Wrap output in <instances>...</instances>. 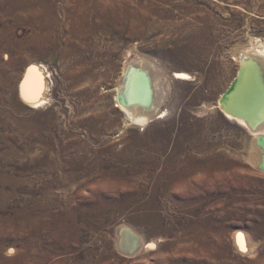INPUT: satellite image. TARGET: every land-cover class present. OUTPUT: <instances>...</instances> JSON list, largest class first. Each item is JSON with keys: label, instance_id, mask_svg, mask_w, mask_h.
<instances>
[{"label": "rangeland", "instance_id": "rangeland-1", "mask_svg": "<svg viewBox=\"0 0 264 264\" xmlns=\"http://www.w3.org/2000/svg\"><path fill=\"white\" fill-rule=\"evenodd\" d=\"M97 1L98 14L123 23L93 16L74 25L66 16L80 10L77 1L54 0L63 23L50 37L62 57L4 48L28 43L35 24L26 11L4 17L0 0V264H264V133L257 138L217 107L241 71L240 54L262 66L264 82V0ZM133 60L150 70L162 114L143 125L128 123L115 101ZM32 64L45 82L46 102L35 108L19 95ZM137 137L162 169L178 161L189 170L156 191L157 210L148 212L157 222L134 217L154 188L146 179L132 186L129 169L122 182L95 172L66 181L67 165L84 154L101 153L103 172L118 171L107 155L128 152ZM103 200L124 213L93 211ZM122 228L140 236L138 253L119 246L128 240Z\"/></svg>", "mask_w": 264, "mask_h": 264}, {"label": "bare ground", "instance_id": "bare-ground-1", "mask_svg": "<svg viewBox=\"0 0 264 264\" xmlns=\"http://www.w3.org/2000/svg\"><path fill=\"white\" fill-rule=\"evenodd\" d=\"M76 1L77 4L81 6L80 10L78 9L74 11L70 16H66V19L68 20L67 22H70L71 24H87L89 21H92L91 19L93 16L96 18V21L97 19H99L97 21L99 23L115 22L116 20L119 24L123 23L124 17L119 18L117 16L118 19H116L113 18L116 16H113L111 13H105L103 15L98 14L97 9L100 10L104 6H102L97 0ZM47 3L50 5L49 9H47L48 13H42V15L40 14V10L45 9L44 0H38L37 2L33 3L29 0H3L4 17L8 16L15 18L21 13V11H26L33 16L32 23L34 22L35 24V31L33 32L28 43H17L18 41L13 39L12 41H9L7 43L5 42L4 48L9 51L15 52L17 49H19V51L26 50L34 55L56 53L62 57L66 56L67 51H58L55 48V44L52 43L50 37V29L52 25H61L63 23V20H60L58 15L56 16L54 0H48ZM37 9L39 10V12H36ZM88 9H91L92 14ZM92 27L93 26H91L90 28ZM4 32L5 31L0 30L1 37L5 34ZM81 39L82 35L79 36V40ZM73 48L79 50L80 46L77 44ZM260 52H262V50ZM252 58L253 57L250 58V56H248L247 54H240L239 60L241 61L242 65L241 71L233 81L232 86L217 102V107L220 108L230 120L233 119L235 120V122L237 121L239 124L246 127L251 133L257 135V138H260L261 136H263L262 133H264V82L261 70L262 66L260 67L259 63ZM80 72V69L74 70L73 76L75 79L78 77V75L81 76ZM151 75L152 74H150V70H148V68H144L142 61H129L123 67V74L121 76L120 82L116 86L115 101L117 105L120 106L122 110H124L126 117L128 118V123H137L143 125L144 123L152 121L154 117H161L162 115L161 113H159L158 108L155 105V95L153 89L154 86L152 81L153 77ZM177 76L183 77L186 75L177 73ZM44 91L45 82L43 71L36 64H32L27 67L24 72L22 81L19 86V95L23 101L29 103V105L35 108L46 102ZM13 108L17 109V104L15 102L13 103ZM137 138L138 139L134 142V145H132L129 150H126L128 152H115L112 149L111 152H109V154L107 155L108 157L111 156L110 162L112 160V162L118 163V166H120V169L118 171L112 173L106 171L103 172V166H105V163L100 158L101 153L100 155L98 153H94L91 155L84 154L81 157H77L71 160L72 162H69V165L66 164L69 169V177L65 179L67 183L76 185L74 184V182L79 177L88 176L90 172H95L104 183H110L112 181L122 182L125 179L128 180V176L126 177V172L128 171H125V169H129L131 175V177H129V181L132 186L134 185L136 187H139V184L146 179V181H149V183H151L152 187L154 188L152 193L149 192L151 193L150 196L135 203V211L137 213L134 217L139 218L140 220H148L151 218L154 220V222H157L161 216L158 213L148 212V210L154 212L157 210V205L155 204L156 191L160 187H162V183L169 184L174 180L185 176L189 170L185 169L186 167H184V164L179 165L180 163L178 164V161L170 165L164 164V168L162 169L163 160L160 161L157 158L153 157L151 153L146 152L148 148H145V144L147 143H145L142 138ZM259 142L262 144L264 151L263 137H261ZM262 159L264 161V156ZM151 168L156 169L154 170V172H151ZM179 174L181 175L179 176ZM94 210L102 212L111 211L113 214L124 213V208L119 209L118 207H116V205L114 206L112 204H109L104 200L101 201L99 205H97V207H94L93 211ZM132 230L130 228L120 229V234H122V236L123 234H126L128 236V240L122 237L123 241L118 242L119 246L121 248L123 247L125 252H129L130 254H134L135 252L138 253L139 248L142 247L140 236H138L135 232L133 233ZM124 240H126V242H124ZM236 243L238 244V242ZM238 247L240 248L239 245Z\"/></svg>", "mask_w": 264, "mask_h": 264}, {"label": "snow or ice", "instance_id": "snow-or-ice-1", "mask_svg": "<svg viewBox=\"0 0 264 264\" xmlns=\"http://www.w3.org/2000/svg\"><path fill=\"white\" fill-rule=\"evenodd\" d=\"M237 242H238V245H239L240 248H241V251H246V249H245V247H244V245H243V237L238 236V237H237Z\"/></svg>", "mask_w": 264, "mask_h": 264}]
</instances>
